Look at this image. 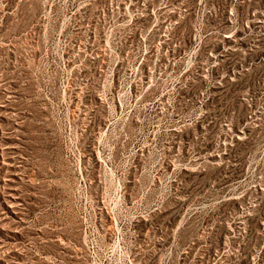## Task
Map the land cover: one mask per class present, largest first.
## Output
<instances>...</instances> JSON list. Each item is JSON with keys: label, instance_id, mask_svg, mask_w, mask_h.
<instances>
[{"label": "rangeland", "instance_id": "rangeland-1", "mask_svg": "<svg viewBox=\"0 0 264 264\" xmlns=\"http://www.w3.org/2000/svg\"><path fill=\"white\" fill-rule=\"evenodd\" d=\"M0 264H264V0H0Z\"/></svg>", "mask_w": 264, "mask_h": 264}]
</instances>
